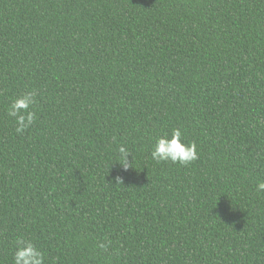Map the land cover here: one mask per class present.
Wrapping results in <instances>:
<instances>
[{
	"label": "trees",
	"instance_id": "16d2710c",
	"mask_svg": "<svg viewBox=\"0 0 264 264\" xmlns=\"http://www.w3.org/2000/svg\"><path fill=\"white\" fill-rule=\"evenodd\" d=\"M173 128L199 159H151ZM258 180L264 0H0V264H264Z\"/></svg>",
	"mask_w": 264,
	"mask_h": 264
},
{
	"label": "clouds",
	"instance_id": "9594fccd",
	"mask_svg": "<svg viewBox=\"0 0 264 264\" xmlns=\"http://www.w3.org/2000/svg\"><path fill=\"white\" fill-rule=\"evenodd\" d=\"M36 96L37 92L30 90L15 97L8 104L7 115L14 119L17 133H23L36 121V113L32 110V107L37 103ZM116 152L118 160L121 161L116 163H119L124 170L133 167L132 153L126 146L118 145ZM129 156H131V161L128 159ZM150 156L157 163L171 162L173 164L179 163L182 166L199 159L196 143H185L180 128H173L169 132L157 136ZM121 183V178L116 177V184ZM255 191L264 194V180L256 182ZM12 262L13 264H45V253L32 240L20 236L15 240Z\"/></svg>",
	"mask_w": 264,
	"mask_h": 264
}]
</instances>
